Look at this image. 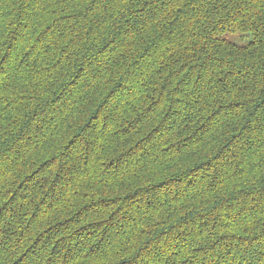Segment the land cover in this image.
Listing matches in <instances>:
<instances>
[{
  "label": "trees",
  "instance_id": "16d2710c",
  "mask_svg": "<svg viewBox=\"0 0 264 264\" xmlns=\"http://www.w3.org/2000/svg\"><path fill=\"white\" fill-rule=\"evenodd\" d=\"M0 264H264V0H0Z\"/></svg>",
  "mask_w": 264,
  "mask_h": 264
},
{
  "label": "rangeland",
  "instance_id": "374dc122",
  "mask_svg": "<svg viewBox=\"0 0 264 264\" xmlns=\"http://www.w3.org/2000/svg\"><path fill=\"white\" fill-rule=\"evenodd\" d=\"M227 39L230 42L235 43L237 45H240L243 42L242 38L240 36H237V35L236 36L235 35H228Z\"/></svg>",
  "mask_w": 264,
  "mask_h": 264
}]
</instances>
